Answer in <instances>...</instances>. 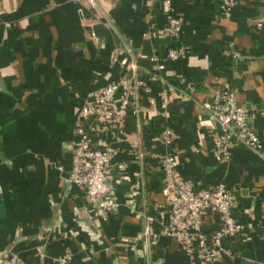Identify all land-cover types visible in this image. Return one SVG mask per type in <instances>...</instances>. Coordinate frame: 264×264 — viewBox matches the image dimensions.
<instances>
[{
    "label": "crops",
    "instance_id": "obj_1",
    "mask_svg": "<svg viewBox=\"0 0 264 264\" xmlns=\"http://www.w3.org/2000/svg\"><path fill=\"white\" fill-rule=\"evenodd\" d=\"M172 9L183 17L179 42L188 51L159 69L152 57L170 42L155 33L165 23L160 0H98L95 8L0 0V250L25 264H57L66 249L68 264H264V25L253 22L264 0H243L229 16L218 0H172ZM120 76L135 87L124 123L92 132L94 144L114 148L108 173L120 206L96 217L67 180L76 116L90 90ZM139 79L146 87L135 86ZM219 80L247 107L261 150L238 143L228 160L211 154L217 126L205 104ZM164 125L173 131L168 142L159 137ZM169 153L180 177L196 186L224 181L237 195L243 227L222 238L231 253L215 263L188 253L157 220L144 233L146 216L165 204ZM218 226L215 213L204 216V230Z\"/></svg>",
    "mask_w": 264,
    "mask_h": 264
},
{
    "label": "built area",
    "instance_id": "obj_2",
    "mask_svg": "<svg viewBox=\"0 0 264 264\" xmlns=\"http://www.w3.org/2000/svg\"><path fill=\"white\" fill-rule=\"evenodd\" d=\"M76 1H85L95 8L98 0ZM241 1L243 0H218L220 14L229 16L233 7ZM160 9L165 15V23L157 27L155 33L159 37L168 38L170 42L160 58L154 56L152 59L159 69H163L168 61L184 56L188 49L179 42L183 17L173 12L172 0H160ZM149 21H152L150 15ZM253 22L256 27H262L264 14L255 17ZM238 54L236 51L233 53L235 56ZM130 65L136 66L134 62ZM182 82L188 91L194 89L191 81ZM217 82L211 99L205 104L210 118L217 126L211 154L218 161L228 160L232 155L233 145L238 143L261 150L262 142L249 123L247 107L236 100L230 82ZM146 85L145 80L139 79L135 86L139 88ZM171 88L167 84L166 89ZM134 90V85L126 76L111 79L87 93L76 116L77 138L72 142V162L67 180L83 190L88 210L96 217L118 210L120 202L108 173L114 148L110 144H94L92 132L107 130L112 125L122 126L128 111L129 97ZM162 106V114L165 115V104ZM172 135L169 125H164L159 132V137L166 142ZM133 153L136 154L137 151L133 150ZM174 158V153L162 158L166 173L162 188L165 204L154 215L146 216L144 233L147 234L151 229V222L157 220L161 225V232L180 242L188 253L196 250L203 261L215 263L225 254L231 253L222 245V238L240 233L243 227L233 211L237 195L224 181L196 186L192 180L180 177L173 168ZM207 213H215L219 222L218 227L209 231L203 229V219ZM43 236L39 233L37 239L41 240ZM40 240L35 245V251L43 256L44 247ZM71 257V250L66 249L56 257L57 264H68ZM25 263V259L15 250H0V264Z\"/></svg>",
    "mask_w": 264,
    "mask_h": 264
},
{
    "label": "trees",
    "instance_id": "obj_3",
    "mask_svg": "<svg viewBox=\"0 0 264 264\" xmlns=\"http://www.w3.org/2000/svg\"><path fill=\"white\" fill-rule=\"evenodd\" d=\"M163 38H164V37H163ZM166 39H168V38H166ZM182 85H183V86H185V84H184V83H182ZM230 85H231V84H230ZM231 87H232V86H231Z\"/></svg>",
    "mask_w": 264,
    "mask_h": 264
}]
</instances>
